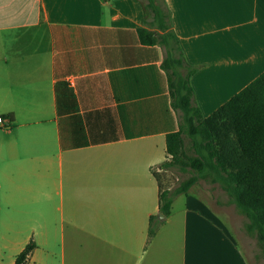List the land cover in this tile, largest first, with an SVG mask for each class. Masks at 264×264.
I'll return each mask as SVG.
<instances>
[{"label": "crops", "instance_id": "crops-1", "mask_svg": "<svg viewBox=\"0 0 264 264\" xmlns=\"http://www.w3.org/2000/svg\"><path fill=\"white\" fill-rule=\"evenodd\" d=\"M165 3L208 117L264 72V0ZM147 15L142 0H0V261L33 238L26 264H253L200 181L159 216L179 114L164 48L139 38Z\"/></svg>", "mask_w": 264, "mask_h": 264}, {"label": "trees", "instance_id": "trees-1", "mask_svg": "<svg viewBox=\"0 0 264 264\" xmlns=\"http://www.w3.org/2000/svg\"><path fill=\"white\" fill-rule=\"evenodd\" d=\"M142 1L148 15L138 30L139 38L145 45L159 44L164 48L163 68L172 106L179 114V130L167 136L171 158L161 167L191 171V176L174 189L163 188L159 174H155L160 187V212L170 215L174 198L187 193L202 179L219 183L247 217L245 230L256 235L264 254V72L205 117L191 82L198 67L184 56L165 0ZM184 136L191 140L194 155L186 153ZM155 232L152 225L150 237ZM35 248L31 238L14 264H26Z\"/></svg>", "mask_w": 264, "mask_h": 264}, {"label": "rangeland", "instance_id": "rangeland-1", "mask_svg": "<svg viewBox=\"0 0 264 264\" xmlns=\"http://www.w3.org/2000/svg\"><path fill=\"white\" fill-rule=\"evenodd\" d=\"M184 138L186 153L188 155H194V150L191 147V140L187 136H184ZM157 173L159 174V181L161 182L163 188L170 189H174L182 181L188 179L191 176V171L183 172L178 168L165 169L161 167ZM207 182L209 183L210 181L205 179L200 180L201 185H204L206 188L210 189L211 195L214 197L219 209L228 215V219L225 217L226 224H224L222 227L226 228L228 235L230 234L234 237L230 239L235 241L234 244L238 243L239 246L242 245L244 247V251H246L253 264H264V254L258 243L256 235L249 234L245 230V223L248 220L247 217L241 213L237 206L232 202L228 193L221 187L219 183H217L215 186L209 184V186ZM230 220L232 221L233 226ZM50 240L53 248L58 251V238H50ZM13 254L14 252L11 250H4V252H2L3 259L0 261V264H11V258ZM55 257L56 254L54 258ZM47 264L53 263L50 261V259H48ZM54 264H59L58 259L57 261L55 260Z\"/></svg>", "mask_w": 264, "mask_h": 264}, {"label": "built area", "instance_id": "built-area-1", "mask_svg": "<svg viewBox=\"0 0 264 264\" xmlns=\"http://www.w3.org/2000/svg\"><path fill=\"white\" fill-rule=\"evenodd\" d=\"M0 123L3 124L4 127L8 128L11 126V124H9L4 118L0 117ZM171 158V156H168V159L169 160Z\"/></svg>", "mask_w": 264, "mask_h": 264}, {"label": "water", "instance_id": "water-1", "mask_svg": "<svg viewBox=\"0 0 264 264\" xmlns=\"http://www.w3.org/2000/svg\"><path fill=\"white\" fill-rule=\"evenodd\" d=\"M159 215H160L161 217H164V215H163L161 212H159Z\"/></svg>", "mask_w": 264, "mask_h": 264}]
</instances>
